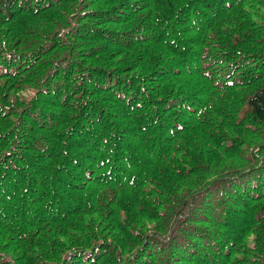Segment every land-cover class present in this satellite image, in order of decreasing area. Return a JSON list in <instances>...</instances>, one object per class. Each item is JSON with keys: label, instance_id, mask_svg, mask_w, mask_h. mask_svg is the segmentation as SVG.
Returning a JSON list of instances; mask_svg holds the SVG:
<instances>
[{"label": "trees", "instance_id": "trees-1", "mask_svg": "<svg viewBox=\"0 0 264 264\" xmlns=\"http://www.w3.org/2000/svg\"><path fill=\"white\" fill-rule=\"evenodd\" d=\"M0 264H264V0H0Z\"/></svg>", "mask_w": 264, "mask_h": 264}]
</instances>
